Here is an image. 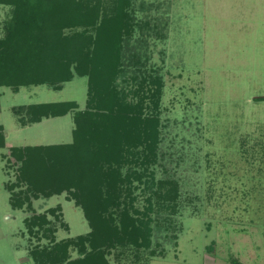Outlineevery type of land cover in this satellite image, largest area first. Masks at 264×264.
<instances>
[{
    "label": "rangeland",
    "instance_id": "obj_1",
    "mask_svg": "<svg viewBox=\"0 0 264 264\" xmlns=\"http://www.w3.org/2000/svg\"><path fill=\"white\" fill-rule=\"evenodd\" d=\"M5 1H0V40L19 31L16 7ZM128 1L129 26L113 84L119 99L113 103L121 106L122 98L135 108L143 100L150 108L146 114L159 118L155 182H176L179 196L151 212L148 247L105 248L108 262L264 264V101L258 100L264 97V0ZM100 3L103 15L116 13L117 0ZM158 76L156 107L151 80ZM89 87V78L75 73L61 85L0 88V128L6 135L0 148V264H34L32 250L92 231L66 191L36 197L20 179L21 163L10 158L13 148L73 143L74 114L91 103ZM103 96L102 104L111 103ZM62 102L78 108L43 116L40 122L57 119L37 125L36 108ZM144 187L138 185L135 201L127 199L141 214L151 199ZM18 197L24 205L15 208ZM35 215L47 216L51 224L32 234L26 219ZM92 249L90 243L84 248L72 243L70 260Z\"/></svg>",
    "mask_w": 264,
    "mask_h": 264
},
{
    "label": "trees",
    "instance_id": "obj_2",
    "mask_svg": "<svg viewBox=\"0 0 264 264\" xmlns=\"http://www.w3.org/2000/svg\"><path fill=\"white\" fill-rule=\"evenodd\" d=\"M8 1L14 3L20 23L19 31L13 30L7 39L0 40V88L61 85L73 80L77 73L89 78L92 95L87 109L74 114L73 143L11 151L13 163H21L20 179L29 184L36 197L42 194L49 198L66 191L69 199L82 209L92 229L78 240L32 250L33 263L110 264L105 254L109 247H125L128 243L137 248L148 247L151 212L156 211L155 206L161 210L167 201L176 200L179 189L174 181L155 182L153 166L158 160L161 136L159 118L146 114L149 107L144 106L143 100L135 108L122 98L121 106L113 103L119 99L113 84L121 63L122 36L129 26L130 2L117 0L116 13L103 15L100 0ZM161 80L159 76L151 80L156 87L152 92L156 107L161 96ZM104 94L111 103L102 104ZM258 100L264 101V97ZM96 101L102 106H97ZM77 108L73 102L41 105L34 110L33 118L40 122L43 116H64ZM5 139L2 127L0 148L4 147ZM139 184L151 191L143 214L127 202L128 198L136 200ZM16 199L13 207H23L25 200ZM51 213L56 216V210L52 209ZM26 223L32 234L36 227L51 224L47 216L38 215L26 219ZM72 243L83 248L90 243L93 249L71 261Z\"/></svg>",
    "mask_w": 264,
    "mask_h": 264
},
{
    "label": "crops",
    "instance_id": "obj_3",
    "mask_svg": "<svg viewBox=\"0 0 264 264\" xmlns=\"http://www.w3.org/2000/svg\"><path fill=\"white\" fill-rule=\"evenodd\" d=\"M0 99H1V93H0ZM55 103H56V102H55ZM55 103H54V104H55ZM0 106H1V103H0ZM55 119H57V118H53V119L46 120V121H54ZM46 121L40 122V123H38L37 125H42V124L45 123ZM21 129H22V128H21ZM68 136H69V138L71 137V133H70V132H69ZM57 142H58V141H57ZM59 142H61V143H65L66 141H63V140L61 139ZM55 144H58V143H55Z\"/></svg>",
    "mask_w": 264,
    "mask_h": 264
}]
</instances>
